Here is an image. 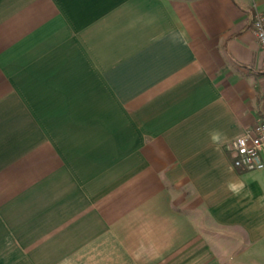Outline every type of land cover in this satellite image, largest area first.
<instances>
[{
    "label": "crops",
    "instance_id": "0c3cea01",
    "mask_svg": "<svg viewBox=\"0 0 264 264\" xmlns=\"http://www.w3.org/2000/svg\"><path fill=\"white\" fill-rule=\"evenodd\" d=\"M255 13L0 0V264H264V171L230 151L264 121Z\"/></svg>",
    "mask_w": 264,
    "mask_h": 264
},
{
    "label": "built area",
    "instance_id": "2783aa9c",
    "mask_svg": "<svg viewBox=\"0 0 264 264\" xmlns=\"http://www.w3.org/2000/svg\"><path fill=\"white\" fill-rule=\"evenodd\" d=\"M252 31L260 47L264 49V15L255 13ZM232 165L243 171L258 170L254 165L264 162V121L257 122L230 143Z\"/></svg>",
    "mask_w": 264,
    "mask_h": 264
},
{
    "label": "clouds",
    "instance_id": "9594fccd",
    "mask_svg": "<svg viewBox=\"0 0 264 264\" xmlns=\"http://www.w3.org/2000/svg\"><path fill=\"white\" fill-rule=\"evenodd\" d=\"M173 41H176V37H173ZM209 138L213 145H216L217 148L223 143V135L219 130H209ZM254 167L258 170L264 171V162H257ZM232 169L230 168L229 171ZM256 179L260 182V186L264 189V177L257 176ZM247 185L245 184L244 180L237 179V180H229L226 182V190L232 193L234 196H241L243 193L245 197L250 196L251 192H245ZM261 201H264V196L260 197Z\"/></svg>",
    "mask_w": 264,
    "mask_h": 264
}]
</instances>
